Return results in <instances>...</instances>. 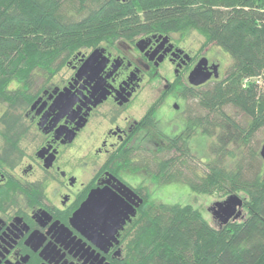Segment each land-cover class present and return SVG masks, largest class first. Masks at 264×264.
I'll list each match as a JSON object with an SVG mask.
<instances>
[{"label": "flooded vegetation", "instance_id": "af4514ba", "mask_svg": "<svg viewBox=\"0 0 264 264\" xmlns=\"http://www.w3.org/2000/svg\"><path fill=\"white\" fill-rule=\"evenodd\" d=\"M194 41L177 30L105 38L75 50L58 71L29 72L26 104L0 101V264L127 263L146 191L156 200L150 186L163 184L135 163L157 140L179 135L193 153L191 139L202 131H192L193 88L223 77L215 43ZM201 60L212 74L194 85ZM150 84L156 95L139 103ZM181 99L185 124L170 135L159 110L180 108ZM128 174L143 179L131 183Z\"/></svg>", "mask_w": 264, "mask_h": 264}, {"label": "trees", "instance_id": "16d2710c", "mask_svg": "<svg viewBox=\"0 0 264 264\" xmlns=\"http://www.w3.org/2000/svg\"><path fill=\"white\" fill-rule=\"evenodd\" d=\"M192 29L234 59L222 78L193 88L192 131L217 133L214 157L199 174L191 166L197 156L179 135L154 142L135 165L160 183L184 182L222 200L237 194L241 214L212 223L200 207L157 201L146 191L126 264H264V159L251 144L264 127V0H0V101L26 104L29 72L58 71L80 47L133 31ZM233 143L248 150L227 167L225 156H236Z\"/></svg>", "mask_w": 264, "mask_h": 264}, {"label": "rangeland", "instance_id": "374dc122", "mask_svg": "<svg viewBox=\"0 0 264 264\" xmlns=\"http://www.w3.org/2000/svg\"><path fill=\"white\" fill-rule=\"evenodd\" d=\"M186 33H189V35H191V38L195 40L194 41L195 48L199 46V44L203 40L205 41L204 35L195 29H192L191 31ZM215 47L217 49L216 56L222 62L220 66L221 67L220 72L223 76L226 70H228V68L230 67L234 59L230 53L225 51L219 45L215 44ZM68 71L69 70L66 67H63V69H61V73L63 75L66 74ZM210 84L211 83L205 84L203 88H205ZM156 87L157 86H153L152 84L148 85L144 91L145 98L142 97L139 103L142 100H144V105H146L149 102V100L156 95V92L158 91V88ZM193 104L195 105V107L197 106L195 99L193 101ZM183 105H184V101L183 99H181L180 108H176L174 107L173 104H169L168 106L164 105L159 110V117L161 118L160 126L163 129V131H165L170 135H173L182 129V127L185 124V119L180 114V110H182ZM1 110H2V104L0 103V112ZM226 110H228L229 114L234 115L239 122L247 123L249 119L248 116L237 107L233 105H228L226 107ZM216 140H217V133L212 135L209 133H204L200 129H198L197 132L193 135L191 139V146L193 153L197 157H195L191 161L192 162L191 166H194V168L199 174H202V172L206 170V166L204 162H207L214 157V153L211 151L210 146L211 143ZM263 143H264V127L259 129L255 133L251 141V144L254 148H260ZM230 146L233 149H235L236 156L235 157H231L229 155L225 156L224 164L227 167H233L236 164V160L239 159L242 154H246L245 151L248 150L247 145L243 147V150L241 147H237L236 143H233ZM126 177L127 180L130 181L131 183H137L143 179V176L140 174H128ZM146 181L147 183H150L149 180ZM150 189L152 191V197L155 198L156 200L165 201V202L191 203L194 206L200 207L203 214L212 223L216 222V218L214 217L211 209L216 201L222 200L221 197L215 194L210 195L205 193H196L190 188V186L187 183L179 182V181H172L163 184L153 183L150 186Z\"/></svg>", "mask_w": 264, "mask_h": 264}, {"label": "water", "instance_id": "95a60500", "mask_svg": "<svg viewBox=\"0 0 264 264\" xmlns=\"http://www.w3.org/2000/svg\"><path fill=\"white\" fill-rule=\"evenodd\" d=\"M96 54L97 51L94 50L87 57L85 64L89 63L96 56ZM203 65H204V61L203 60L199 61V63L193 68V70L190 73V80L194 85H198L205 82L207 79L210 78L212 74L211 71L209 72L204 71ZM215 75H218L216 68H215ZM68 104L71 105V103L69 102ZM260 155L264 159V143L260 148ZM94 201H95V196L90 195L85 203L90 204ZM242 204H243V198H241L237 194H230L225 199L215 202V204L212 206V213L214 217L219 220L220 223H226L229 219L235 218L241 214ZM104 206H111V205L108 202L107 205L104 204ZM124 207H126V205H124ZM113 208H114V214L116 215L117 212H115V210L116 208H118V206L114 204ZM114 224H116V222Z\"/></svg>", "mask_w": 264, "mask_h": 264}]
</instances>
